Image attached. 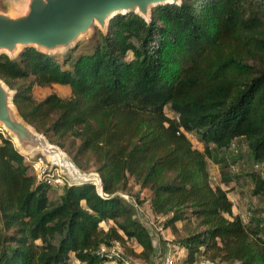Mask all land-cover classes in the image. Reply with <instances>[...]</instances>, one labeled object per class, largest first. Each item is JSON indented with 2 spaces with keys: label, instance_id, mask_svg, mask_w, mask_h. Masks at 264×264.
<instances>
[{
  "label": "trees",
  "instance_id": "1",
  "mask_svg": "<svg viewBox=\"0 0 264 264\" xmlns=\"http://www.w3.org/2000/svg\"><path fill=\"white\" fill-rule=\"evenodd\" d=\"M90 44L77 55L0 53L19 116L102 186V195L90 183L49 187L0 132V264H108L113 241L125 261L153 264L152 233L134 208L144 191L183 264H264L261 226L233 212L207 163L237 139L264 163V0H181L153 7L148 20L118 13ZM51 85L69 95L32 96ZM250 178L264 198L263 177ZM135 187L133 205L122 195Z\"/></svg>",
  "mask_w": 264,
  "mask_h": 264
},
{
  "label": "water",
  "instance_id": "2",
  "mask_svg": "<svg viewBox=\"0 0 264 264\" xmlns=\"http://www.w3.org/2000/svg\"><path fill=\"white\" fill-rule=\"evenodd\" d=\"M181 0H23L15 14L0 12V53L9 57L25 47L45 53L64 52L97 27L105 32L118 13L135 12L148 20L153 7ZM14 92L0 79V127L19 152L41 154L62 175L79 183L85 176L60 148L52 145L17 113L12 104Z\"/></svg>",
  "mask_w": 264,
  "mask_h": 264
},
{
  "label": "rangeland",
  "instance_id": "3",
  "mask_svg": "<svg viewBox=\"0 0 264 264\" xmlns=\"http://www.w3.org/2000/svg\"><path fill=\"white\" fill-rule=\"evenodd\" d=\"M21 3H23V0H0V12L7 15H13L15 14L16 7L21 5ZM93 30L87 36L81 38L78 43L73 46L78 47L75 55L80 52L89 51L91 48L90 36L93 33ZM60 53L63 52L53 54ZM49 93H55L58 96L65 98L69 95V88L60 85H51L48 88H35L32 91V96L36 100H40ZM166 113L169 117L174 116V114L169 110H166ZM0 129V132H2L4 136L9 137V135L3 131L1 127ZM188 138L195 148L201 149L202 145L196 141L194 135H188ZM207 163L211 177V183L215 185L216 182L214 179L217 177L219 180L217 185H220L223 189L229 191L228 198L233 204V212L238 214L245 223L259 224L262 228V232L264 233V198L252 194L253 184L250 178L251 173H257L264 179V163L259 162V168L254 170L253 165L256 162L251 159L246 142L243 139L235 140L230 151L220 153L213 151V161L209 160ZM80 172L90 177L94 173L92 169ZM28 173L31 174L29 171ZM136 191L137 187L133 188L130 192L131 197L126 195L128 196V200L133 203V205H135L134 200L136 199ZM146 193L148 192L144 191L140 194L139 200L137 201L138 205L134 206V208L136 209V214L146 225L147 229L152 233V239L157 253L153 259V264H162V261L159 258L161 251L159 250H162L163 247H161L160 244H167V241L164 240V237H168L167 235L169 234V230L162 228L160 222L161 220L159 218L155 219L153 216L149 215L150 212L145 202L147 197ZM131 247L135 249V251L139 248L135 243H131ZM172 253L174 255L176 254V252L173 250ZM125 263L144 264L139 259L133 258L131 256H127ZM70 264L78 263L72 261Z\"/></svg>",
  "mask_w": 264,
  "mask_h": 264
},
{
  "label": "built area",
  "instance_id": "4",
  "mask_svg": "<svg viewBox=\"0 0 264 264\" xmlns=\"http://www.w3.org/2000/svg\"><path fill=\"white\" fill-rule=\"evenodd\" d=\"M1 131V129H0ZM25 163L28 165V171L36 177L37 180H42L49 187L53 189H59L60 187L64 185H71L73 183H79L78 181H75L71 179L70 177L64 176L61 174L59 168L52 167L46 160L45 157H43L41 154H34L32 156H27L25 158ZM254 170H257L259 168L258 163H254L253 165ZM85 176L86 183H90L95 187L96 192L99 195H102V186L101 181L96 172L93 173V175ZM123 199L127 202H130L128 200V196L122 195ZM105 251L104 248H101V252ZM110 257H114V260L109 262L108 264H115V260L121 259L123 260V264L126 262L124 259H122V247L121 244L118 241H113L112 245L110 247V250H108ZM162 261V264H183L179 261L178 255H174L172 253L171 246H166L165 253L160 255L159 257ZM126 264V263H125ZM196 264H213L209 260L206 259H199Z\"/></svg>",
  "mask_w": 264,
  "mask_h": 264
},
{
  "label": "crops",
  "instance_id": "5",
  "mask_svg": "<svg viewBox=\"0 0 264 264\" xmlns=\"http://www.w3.org/2000/svg\"><path fill=\"white\" fill-rule=\"evenodd\" d=\"M215 184H217V183H219V180H218V178L217 177H215ZM220 186V185H219ZM147 192V191H146ZM147 195H148V193H146ZM146 195V196H147ZM229 195V194H228ZM146 204H147V202H146ZM148 207V206H147ZM150 215V214H149ZM111 225V223L109 222V221H106L104 224H103V226L106 228V227H108V226H110ZM168 237H164V240H166V241H168V240H170L171 238H172V235H171V233L169 232V234L167 235ZM160 246L161 247H163L162 248V250H159V251H161V252H163V253H165V250H166V246H168V244H166V243H162V244H160ZM137 251H140V248H138L137 249Z\"/></svg>",
  "mask_w": 264,
  "mask_h": 264
}]
</instances>
